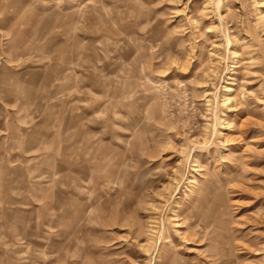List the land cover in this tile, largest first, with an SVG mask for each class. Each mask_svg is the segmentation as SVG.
<instances>
[{"label":"rangeland","instance_id":"1","mask_svg":"<svg viewBox=\"0 0 264 264\" xmlns=\"http://www.w3.org/2000/svg\"><path fill=\"white\" fill-rule=\"evenodd\" d=\"M0 264H264V0H0Z\"/></svg>","mask_w":264,"mask_h":264},{"label":"bare ground","instance_id":"2","mask_svg":"<svg viewBox=\"0 0 264 264\" xmlns=\"http://www.w3.org/2000/svg\"><path fill=\"white\" fill-rule=\"evenodd\" d=\"M227 91H231V88H227ZM228 100H230V99H228Z\"/></svg>","mask_w":264,"mask_h":264}]
</instances>
